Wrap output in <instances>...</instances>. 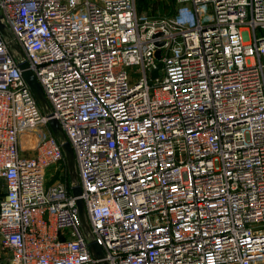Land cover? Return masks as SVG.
I'll return each instance as SVG.
<instances>
[{"label":"built area","instance_id":"obj_1","mask_svg":"<svg viewBox=\"0 0 264 264\" xmlns=\"http://www.w3.org/2000/svg\"><path fill=\"white\" fill-rule=\"evenodd\" d=\"M178 2L149 21L136 0H0L52 110L0 33L4 264H264V0Z\"/></svg>","mask_w":264,"mask_h":264},{"label":"water","instance_id":"obj_2","mask_svg":"<svg viewBox=\"0 0 264 264\" xmlns=\"http://www.w3.org/2000/svg\"><path fill=\"white\" fill-rule=\"evenodd\" d=\"M0 33L2 37L4 38L5 42L7 43V46L12 53L13 57L18 63V66L20 70L22 71V74L29 85L32 93L34 94L41 110L44 112L46 116H50L52 113L51 106L45 96V93L38 82L36 76L34 73L29 69V64L26 60V57L15 41L11 31L9 30L8 26L6 25L4 19L0 17ZM156 57L158 59L161 58V52L158 51L156 54ZM162 64L159 63L157 68L153 70L152 72V79L157 78L158 76L161 77V75L158 74V70L161 68ZM49 127L55 137L57 138L63 152L66 158L67 168L70 176V182L72 187V193L73 196L76 198V207L79 212V218L82 225V230L85 235L86 240L89 243L90 250L95 258L97 259H104L105 258V252L95 241L94 237L88 222V218L86 215L85 210V204L84 201L80 198L82 193V188L80 184L79 174H78V168L76 163L75 154L73 151V148L63 131L60 123L56 120H51L49 123ZM99 264H109L108 262L102 260L99 262Z\"/></svg>","mask_w":264,"mask_h":264},{"label":"rangeland","instance_id":"obj_3","mask_svg":"<svg viewBox=\"0 0 264 264\" xmlns=\"http://www.w3.org/2000/svg\"><path fill=\"white\" fill-rule=\"evenodd\" d=\"M136 6L138 15L149 21L176 19L184 7L178 0H136ZM50 176L51 172L48 173V177ZM3 193V187L0 186V201L3 199ZM8 257L10 253L0 246V259L3 260L0 264H4Z\"/></svg>","mask_w":264,"mask_h":264},{"label":"trees","instance_id":"obj_4","mask_svg":"<svg viewBox=\"0 0 264 264\" xmlns=\"http://www.w3.org/2000/svg\"><path fill=\"white\" fill-rule=\"evenodd\" d=\"M65 169L66 170H65V174L63 176V180L66 181L71 187V182H70V176H69V172H68V168H67V163H66ZM71 189H72V187H71Z\"/></svg>","mask_w":264,"mask_h":264},{"label":"crops","instance_id":"obj_5","mask_svg":"<svg viewBox=\"0 0 264 264\" xmlns=\"http://www.w3.org/2000/svg\"><path fill=\"white\" fill-rule=\"evenodd\" d=\"M4 190V192H5V189H3Z\"/></svg>","mask_w":264,"mask_h":264}]
</instances>
